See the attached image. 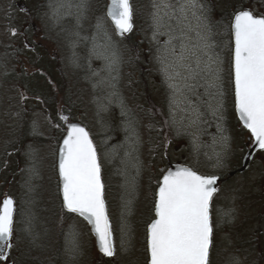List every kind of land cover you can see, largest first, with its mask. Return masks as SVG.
<instances>
[{
  "label": "rangeland",
  "instance_id": "374dc122",
  "mask_svg": "<svg viewBox=\"0 0 264 264\" xmlns=\"http://www.w3.org/2000/svg\"><path fill=\"white\" fill-rule=\"evenodd\" d=\"M13 1L0 0L2 37L7 35L6 13ZM37 1L39 5L43 3L41 30L48 32L43 33L46 39L39 34L36 41L45 53L58 54L65 71L60 88L66 85L68 91H61L58 97L64 94L68 103L76 106L78 111L72 114V119L87 127L100 157L116 255L102 256L88 225L63 210L55 166L63 129L59 130L57 121L47 116L48 111H41L39 106L26 101L24 95L22 98L23 90L16 84L12 64H8L4 68L0 65V201L6 195L11 196L16 212L14 247L9 260L0 264H147V225L154 217L155 189L172 163L220 178L212 210L215 222L212 264H264V151L254 155L247 171L229 176L233 167L239 168L252 142L247 140V132L235 117L231 34L224 24L212 27L217 22L215 13H210L213 0H198L203 5L200 23L206 29L197 27V18L190 8H186L187 18L182 19V24L187 33L183 42L189 46L183 64L199 71L198 57L200 68L208 62V56H218L222 61L213 65L220 70L221 79L216 83L222 85L223 91V96L215 99L209 95L215 90L206 87L215 77L202 73L203 78L193 79L186 67L169 69V74L180 72L176 83L182 93L174 96L161 63L170 39L177 54L183 51L180 40L172 38L180 35L177 17L185 0H130L133 28L127 37L116 36L105 15L106 0H88L87 18L79 29L74 16L59 21L53 17L51 5L58 0ZM232 1L236 2L228 3ZM240 1L244 8L264 13V0ZM156 3L170 5L160 10L163 19L159 26L154 20ZM22 4L29 6V1L23 0ZM98 20L111 38V50L119 58L111 72L106 61L90 54ZM77 30L89 39L74 45L75 37L70 34ZM197 33L206 40L201 41ZM57 35L63 45L55 43ZM95 43L103 46L106 43L103 35ZM204 43L211 47L201 50ZM81 61L84 72L78 78L75 75ZM46 82L45 77H39L40 84ZM185 85L194 86V90L187 91ZM152 105L161 108L169 121L161 123L164 125L151 122L154 126L150 132L149 121L143 117L147 106L151 119V114L157 120L160 113L159 109H151ZM197 113L199 119L192 123ZM37 137L44 140L38 143L34 140ZM224 137L228 139L225 141ZM33 167L38 175L30 171ZM129 200L131 204L126 208ZM74 243L79 249L75 256L70 252Z\"/></svg>",
  "mask_w": 264,
  "mask_h": 264
},
{
  "label": "snow or ice",
  "instance_id": "6c2138e0",
  "mask_svg": "<svg viewBox=\"0 0 264 264\" xmlns=\"http://www.w3.org/2000/svg\"><path fill=\"white\" fill-rule=\"evenodd\" d=\"M53 17L59 21L65 16H74L76 27L82 26V21L87 18L88 0H58L51 5ZM158 10L154 13V20L159 26L163 17L160 10L168 8L166 3H156ZM186 8L192 9V15L197 18L198 28L206 29V25L200 23L203 15V5L198 0H185L180 5V16L177 17V31L183 49L177 54L172 40L163 50L164 71L170 81L169 87L173 95L182 93L176 83L180 72L169 74L170 68L186 67L192 73L193 79L201 77V74L214 76L206 87L209 95L215 99L222 97V85L216 83L221 79L220 70L214 69V64H222L219 57L208 56V62L200 68V60L197 58V69H191L190 65L183 64L187 58L189 46L183 41L187 33L182 24L186 19ZM197 12L201 15L197 16ZM107 17L111 19L118 34L123 35L132 31V7L130 0H110L107 8ZM167 15V13H165ZM171 19V17H169ZM96 35L92 37L94 43L91 55L106 61V67L111 72L118 64V56L112 51L111 38L101 21H97ZM229 31L234 42L232 56V75L234 83L235 109L242 126L248 130L259 149L264 151V13H254L250 8H240L235 11L229 24ZM12 35H17L15 29L10 30ZM75 37V43L89 39L81 36L80 31L70 34ZM103 35L106 43L100 46L95 40ZM201 41L205 36L197 33ZM197 48L200 45H192ZM211 46L207 43L202 49ZM195 55V53H190ZM205 55L207 53L205 52ZM95 74V73H94ZM187 79V77H185ZM187 91H193L194 86L185 85ZM22 98H23V94ZM222 104L219 106L222 108ZM215 114V112H214ZM60 119L67 125L66 134L63 137L59 153L58 171L61 183L62 207L69 213H75L83 217L91 226L92 233L96 237L99 252L105 257L116 255V244L113 236V227L110 220L105 200V184L102 177V165L96 145L85 127L69 122V116L60 115ZM199 119L197 113L192 123ZM58 126V125H57ZM132 127V121H129ZM35 131V127H34ZM225 141L228 139L224 137ZM219 163V160H218ZM33 175H38L35 167L30 169ZM219 177L206 175L186 166L177 167L175 171L168 170L158 181L155 193L154 214L155 218L147 225V253L148 264H212L211 250L214 246V222L213 203L219 192L217 186ZM131 204L129 200L125 207ZM15 201L11 196H5L0 201V261L7 262L11 250L14 247L15 234ZM26 231L30 228L26 227ZM127 235V233H124ZM124 240H121V246ZM70 252L73 256L79 254L78 245L73 244Z\"/></svg>",
  "mask_w": 264,
  "mask_h": 264
},
{
  "label": "trees",
  "instance_id": "16d2710c",
  "mask_svg": "<svg viewBox=\"0 0 264 264\" xmlns=\"http://www.w3.org/2000/svg\"><path fill=\"white\" fill-rule=\"evenodd\" d=\"M27 1H29V6L22 4L23 0L22 2L14 0L13 3H10V8L6 13L5 19V21L9 23L8 30H6L8 39L6 36L2 37L0 35V65L4 68L8 66V64H12V73L16 75V84L22 88L21 90H23L22 93L26 101L39 106L41 111H48L49 114H47V116L57 121L60 128L59 130H61L64 129V126L57 117V113L62 111L72 118V114L77 113L78 109L76 106L68 103L64 94L58 97L61 91H63V93L68 91L66 85L64 87L65 89L60 88L65 79V71L63 70L58 54L53 53L49 55L47 51L45 53L41 44L36 41L39 34L43 35V33L45 34L48 32L44 28L41 30L42 27H44V21L40 19L43 3L39 5L37 0ZM213 2V8L210 10V13L213 14L214 12V16L217 20L212 26L213 28H217L219 23L224 24V28H228L234 12L240 8H244V6L240 5V0L230 3H228L229 0H213ZM233 9L235 11L232 12ZM2 26L3 24H0V32H3ZM12 28L16 30L17 35H9ZM128 35L129 34L124 37ZM43 37L46 39L45 35H43ZM56 37V42H53L58 45H63L62 38L58 35ZM3 38H6L7 41H3ZM138 47L141 49L140 46ZM80 63V67L77 69V74L75 75V77L78 78L84 72L82 61ZM40 76L46 78V84L42 85L39 83ZM52 86L55 87L52 88ZM150 108L161 109L157 105H152ZM146 109L147 111L144 112L143 117L149 121L148 129L150 132H152L154 126L151 122L156 121L159 125L168 123L169 120H167L168 118L161 112L162 110H160L158 118L155 120L152 114L151 116L153 119L150 118L149 106H147ZM168 127L170 128V125ZM167 130L169 129L167 128ZM34 140L39 143L43 141L44 138L37 137L34 138ZM233 168L234 171L237 170V167ZM256 218L258 217L256 216Z\"/></svg>",
  "mask_w": 264,
  "mask_h": 264
},
{
  "label": "water",
  "instance_id": "95a60500",
  "mask_svg": "<svg viewBox=\"0 0 264 264\" xmlns=\"http://www.w3.org/2000/svg\"><path fill=\"white\" fill-rule=\"evenodd\" d=\"M106 1H107L106 6H105V15H106V18H107V19L109 20V22L111 23V25H112V27H113V29H114V32H115V34H116V36H118V37H123V36H125L127 33H124L123 35H120V34H118V33L116 32V30H115V26L113 25L111 19L107 17V14H106V13H107V8H108V6H109V4H110V0H106ZM231 45H232V47H231V75H232V56H233V49H234V42H233V40H232V37H231ZM232 92H233V98H234V83H233V75H232ZM234 110H235L236 118H237V120L239 121V123H240L241 126H242V122L239 120L238 113L236 112V109H235V98H234ZM61 114H63V115H67V116H68V114H66L65 112H61V113H58V117H59V118H60V115H61ZM60 120H61V119H60ZM61 121H62V120H61ZM62 122L65 124V132H64V134L62 135V137L60 138V141H59V144H58V147H57V154H56V171H57V175H58L59 193H60L61 203H62V194H61V191H60L61 183H60V177H59V171H58V164H59V153H60V148H61V146H62L63 137H64V135L66 134V128H67L66 123H65L64 121H62ZM69 122H71V123H77V124H79V125L85 127L83 124L78 123V122H73V121H69ZM242 127H243V126H242ZM85 128H86V127H85ZM86 130H87V128H86ZM87 131H88V130H87ZM246 131H248V130L246 129ZM247 140H248V141H251V140H252V143L250 144V146H249L248 149L246 150L245 154L242 156L241 163H240V167H239L236 171L230 172V173H229V176H233V175H235L236 173H243V172H245V171L248 169V167H249V165H250V162L252 161L254 155L260 150L259 147H258V145L256 144L255 140H254L252 137L249 136V137L247 138ZM181 166L189 167V166L184 165V164H181V163H172V164H169V165H168V168L164 171V173H165L166 171H168V170L175 171L177 167H181ZM164 173H163V174H164ZM163 174H162V175H163ZM162 175H161L160 179L162 178ZM160 179H159V180H160ZM219 182H220V178L218 179L217 186H218ZM156 191H157V188H156ZM156 191H155V193H156ZM2 200H3V199H2ZM2 200H1V201H2ZM154 203H155V201H154ZM62 208H63V207H62ZM63 210H64L65 212H67L65 209H63ZM67 213H69V212H67ZM70 214H75V213H70ZM153 214H154V209H153ZM82 218H83V217H82ZM154 218H155V214H154ZM154 218H153V219H154ZM86 223H87V221H86ZM87 225H88V227H89V229H90V232L92 233L91 226H90L88 223H87ZM92 235H93L94 240H95V246H96L97 250L99 251L98 246H97L96 237L94 236L93 233H92ZM146 247H147V235H146ZM100 254L103 255L102 253H100ZM147 254H148V253H147ZM103 256H104V255H103ZM147 264H148V261H147Z\"/></svg>",
  "mask_w": 264,
  "mask_h": 264
},
{
  "label": "flooded vegetation",
  "instance_id": "af4514ba",
  "mask_svg": "<svg viewBox=\"0 0 264 264\" xmlns=\"http://www.w3.org/2000/svg\"><path fill=\"white\" fill-rule=\"evenodd\" d=\"M213 222H214V220H213ZM214 225H215V222H214ZM210 257H211V254H210Z\"/></svg>",
  "mask_w": 264,
  "mask_h": 264
}]
</instances>
